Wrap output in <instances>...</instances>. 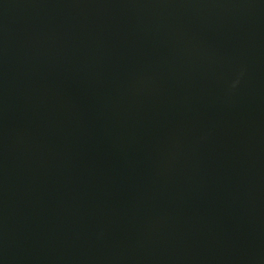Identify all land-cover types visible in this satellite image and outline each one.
Returning a JSON list of instances; mask_svg holds the SVG:
<instances>
[{
  "label": "water",
  "instance_id": "1",
  "mask_svg": "<svg viewBox=\"0 0 264 264\" xmlns=\"http://www.w3.org/2000/svg\"><path fill=\"white\" fill-rule=\"evenodd\" d=\"M0 264H264V0H0Z\"/></svg>",
  "mask_w": 264,
  "mask_h": 264
}]
</instances>
